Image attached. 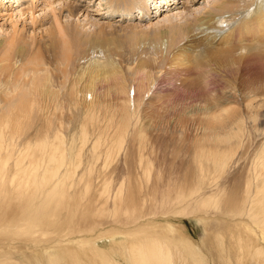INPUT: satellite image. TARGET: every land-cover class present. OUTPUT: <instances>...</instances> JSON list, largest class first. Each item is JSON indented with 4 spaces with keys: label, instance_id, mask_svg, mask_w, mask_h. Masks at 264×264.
<instances>
[{
    "label": "bare ground",
    "instance_id": "6f19581e",
    "mask_svg": "<svg viewBox=\"0 0 264 264\" xmlns=\"http://www.w3.org/2000/svg\"><path fill=\"white\" fill-rule=\"evenodd\" d=\"M42 1V11L60 2ZM103 2V16L128 18L126 24L92 22L83 6L70 4L51 25L46 19L37 26L32 12L35 27L23 34L10 36L0 26V264H208L204 249L176 229L185 219L207 221L204 236L214 238L219 262L264 264V80L246 79L264 57V0H210L203 9H172L148 26L143 21L152 18L149 4L169 8L171 2ZM83 17L95 29L151 33L145 44L136 42L137 34L86 36L79 29ZM71 19L80 23L67 24ZM126 47L141 57L137 66L123 68L114 60ZM97 50L103 56L82 73L80 62ZM163 62L170 65L171 81L209 91L183 117L202 126L200 140L215 151H201L193 166L163 172L153 184L158 199L147 193L150 177L136 191L133 179L120 180L116 188L103 179L99 186V174L88 166L96 168L92 155L110 148L117 159L128 139L142 143V101L155 81L150 69ZM140 72L145 80L134 95L127 77ZM231 104L238 109L230 110ZM85 107L90 114L82 119ZM69 114L82 120L72 130L77 144L68 146ZM88 126L96 128L93 138ZM260 137L255 152L252 141ZM80 142L87 153H78ZM137 196L141 202L126 199Z\"/></svg>",
    "mask_w": 264,
    "mask_h": 264
},
{
    "label": "rangeland",
    "instance_id": "374dc122",
    "mask_svg": "<svg viewBox=\"0 0 264 264\" xmlns=\"http://www.w3.org/2000/svg\"><path fill=\"white\" fill-rule=\"evenodd\" d=\"M59 1L60 2L55 3V5L53 6L48 4L46 7L47 9L45 11H42L43 8L46 6V4L43 3L42 0H3L2 4H0L3 5L0 6V26H5V29H8L7 33L10 34V36L14 32L23 34V32L26 31V28H30V26L35 27L32 26L34 25L33 16L31 15L32 12L35 13L34 17L38 19L39 23L37 24V26L46 19H49V24L51 25L53 16L55 14L59 16V12L61 11V9L63 7H67V5L70 4H78L83 6L84 12L88 13L89 16H91L90 18L92 22H95L97 21V19H99L101 20V22L103 21L115 24H123L125 23L124 21L128 20L127 18L122 22L120 21V17L114 16L113 19H109L103 16L104 14H107L106 5L102 6V4H104V0ZM166 1L171 2L169 3V8L164 7V4L157 5V8L156 5L154 6V3L149 4V7H152L151 11L153 12V14L150 15V17L152 18L145 19V21H143L145 22V24H147V26L150 25V22H157L158 19H163L164 17H166V14L169 15V12L172 9H175L174 11L177 12L178 10H182L185 7L191 8V11L192 9H196L198 7L203 9V7H205L207 2L210 0ZM33 2L35 3V9L28 10L27 8L30 7V3ZM49 2L51 3L52 1ZM21 3L23 4L21 5ZM171 5H173V7ZM21 10L24 13H20ZM137 14L138 15L137 18H135V21H132L133 24L139 22L141 16L139 9L137 10ZM160 15L162 17L159 18ZM130 17L133 18L134 15ZM77 20L78 19H75L74 21L72 20L73 22L71 21L68 23L64 20L63 23L70 24L71 26H76L78 25V23H80ZM83 20L84 17L80 18L81 26H83L84 28L79 29L82 31L83 34H86V36H99L104 39H126L132 34H137L139 38L136 36V38H138L136 39V42H138L139 44H145L147 42V39H149L151 33L149 30H134L128 28L124 30H112L106 27H103V29L98 27L96 28V30L94 27H91V25L86 26L87 23ZM15 24L17 28L15 31H13L12 28ZM39 36L40 35H38L37 37ZM47 36H49L51 40L55 42H59L61 40V35L57 33H47ZM125 50L126 54H124L123 57H115L114 60L116 62H119L123 68H125L126 66H137V64H139L140 62L141 57L134 56L133 54H131L127 47L125 48ZM1 56L2 55H0V57ZM102 56L103 55L101 54L100 50L94 51L92 55L84 58L80 62L79 68L81 69L83 66L90 63L91 60L99 59ZM253 67H250L247 70L246 79L249 80V77L258 76L260 79L264 80V57L259 58V62L256 66ZM86 68L87 67L82 68V73L86 72ZM169 68V63L167 64L163 62L162 64L160 63L154 65L150 69V72L153 73L155 76V81L152 85L151 92L147 95V97H145L146 100L144 102L142 101L141 119H139L138 124L145 125V129L147 130V134L144 140H142V143H140L137 139H135L134 141H130V139H128V143L126 142V148L123 152L125 155L117 159L115 155L110 156V152H112L110 148H103L99 150V158L96 157V155H92L93 161L96 164V168H92L89 164L88 166L92 169V171L95 170L94 173L99 174V179L97 180L99 186L102 185L104 180H110L113 182V186L116 188L117 184L118 186L121 185L120 180L133 179L134 183H131L132 185L130 186V188L136 191L139 189L136 184H141L143 183V181L150 177V189L147 193H150L153 198L158 199V196L161 194V192L158 190V188H153V184L154 181H158L160 178H162L163 180V172H167L170 169L176 168L178 170L179 167L182 166H193V157H197L201 151H215L213 145H210L211 143L200 140L202 126L197 123L194 119L183 117L184 113H188L193 109L192 107L193 105H195V102H199L200 100L209 98V91L203 88L194 89L189 87H183L180 81L176 79H172L171 81V77L168 76ZM231 73L232 72H230V75ZM144 80V72H140L134 76L127 77V85L131 87L134 95L135 92L133 91V89L137 90V85L139 82L142 84L143 87ZM193 90H196L195 92H198V94L195 93ZM135 103L136 102H134V104ZM131 105V102H128L129 108L131 107ZM229 109H238V106L237 104H231L229 105ZM81 113L83 115L81 117L82 119L84 116H88L90 114L89 107H85ZM67 117L69 118V121H67V125L69 126L65 128L64 136L66 144L69 146L70 142H75L77 144V140L75 138L77 132H72V130L74 129L76 123L80 122L82 119L80 120L78 116L72 114L67 115ZM247 127L249 131L252 129V126L250 124H248ZM87 130L90 136L91 133H95V135H97L96 128L88 126ZM95 138L96 136L94 137V139ZM262 139L263 138L260 137L258 141H252V145L255 143V146L253 147V150L255 152L258 150V148L261 147L259 142ZM83 150H85V152L87 153V147L83 145L82 142H80V144L77 146V151L78 153H81L83 152ZM126 161L127 164H125ZM127 184H129V181L125 185ZM147 193L142 194V196L146 195ZM126 199H136L137 201L141 202V198L139 196L135 198L126 197ZM199 223L193 219H185L184 223L176 222L175 227L178 232L181 233V235L192 239L196 244L201 246L202 250L204 249L203 251L208 257V264H215L211 262V258L216 262V264H225L224 261H218L217 258H219V255L213 251L214 248L211 243L214 244V238H212L211 236H204L203 230L204 226L208 224L207 221H203V223L201 224ZM201 242L204 244L201 245ZM107 250L110 249L107 248Z\"/></svg>",
    "mask_w": 264,
    "mask_h": 264
}]
</instances>
